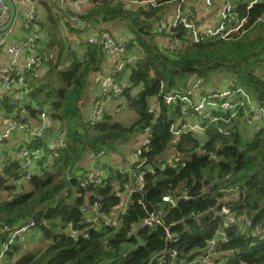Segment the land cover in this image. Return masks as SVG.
Instances as JSON below:
<instances>
[{
  "label": "trees",
  "instance_id": "1",
  "mask_svg": "<svg viewBox=\"0 0 264 264\" xmlns=\"http://www.w3.org/2000/svg\"><path fill=\"white\" fill-rule=\"evenodd\" d=\"M175 2L129 7L123 0H94L77 13L83 27L71 21L73 12L42 3L39 17L21 21V37L13 39L27 46V38L37 32V61L25 71L23 100L14 102L11 92L0 96V131L6 120L23 122L47 110L65 128L66 140L37 160L27 184L17 185L20 161L14 154L0 159V191L8 194L0 199V244L8 239L5 227L17 230L37 216L30 234L47 241L33 249L16 239L1 264H203L197 258L206 255L209 264H264V125L247 139L240 114L236 120L226 112L186 117L180 103L167 104L163 98L184 93L193 75L208 82L210 73L219 72L264 107V0L251 7L248 0H235L230 13L245 20L240 29L226 37L201 34L197 42L182 25L157 30L162 11ZM117 24L125 26L128 37L117 33ZM98 26L124 45L125 58L136 57L117 76L113 73L121 81L126 70L114 103L135 113L125 123L113 119V109L95 123L85 115L86 99L94 95L92 76L104 69L107 55L99 44L78 42L73 48L67 34L83 38ZM171 40L179 47L169 49ZM185 122L203 130L175 136L173 126ZM146 128L150 142L136 170L129 157H119L128 156L127 147L145 136ZM46 142L28 146L45 147ZM101 151L108 162L101 161ZM87 156L99 160L94 172L102 178L89 191ZM125 168L131 170L119 171ZM138 173L142 187L129 194L123 208L126 188L137 184ZM189 190L201 194L188 196ZM223 206L234 222H228ZM151 214L161 224L136 225ZM110 220L113 225L107 224Z\"/></svg>",
  "mask_w": 264,
  "mask_h": 264
},
{
  "label": "built area",
  "instance_id": "2",
  "mask_svg": "<svg viewBox=\"0 0 264 264\" xmlns=\"http://www.w3.org/2000/svg\"><path fill=\"white\" fill-rule=\"evenodd\" d=\"M94 0H12L15 5V16L13 22L19 19L23 21L31 22L34 21L42 13V3L54 8L58 6L61 9L69 10L74 14L71 15L70 19L79 27L85 25V21L81 19L77 13H80ZM126 3H132L134 5L147 7L159 6L160 0H123ZM260 0H248V6L258 3ZM217 0H203V5L205 7H212ZM235 0H224L219 6V21L216 26L212 28H205L198 22L191 18L185 11L184 5L186 0H176V6L174 9V14L170 22H168L167 17H162L157 22V30L163 31L169 26L175 27L178 25L184 26V28L191 33L192 38L195 42L199 40V36L204 34L208 37L221 36L226 37L232 33L237 32L244 19H237L230 13L234 7ZM88 4V5H87ZM87 5V6H86ZM86 6V7H85ZM10 15L9 6L5 0H0V28L4 26ZM12 26V25H11ZM203 29V31H201ZM37 30V29H36ZM10 27L8 30L0 32V60L4 63L0 70V96L4 93H13L14 102L21 101L24 98L25 93L28 91V87L25 84V71L31 69L37 61L34 42L38 37L37 32H34L27 38L28 44L26 46V41H21V43L12 42ZM93 34L87 35L83 38L77 35L72 36L67 34V39L72 42V47L77 49L75 43H90L101 45L102 51L110 58L114 59V62L119 65L118 69H121L126 62H130L136 59L135 56L125 58L126 49L122 43H119L115 38L108 32H100L99 30H94ZM28 45L30 46L28 48ZM169 49L173 50L179 47L176 40H171L167 43ZM5 54L11 57L14 61L23 60L20 66L14 63H8L5 59ZM92 88L94 90V95L90 103L89 109L86 111V118L92 123L97 122L104 115L105 111L111 109L115 103L116 98L122 93V84L116 81L113 74H108L105 71H98L92 76ZM245 91V90H244ZM243 88L232 83L228 88H220L206 90L200 89L197 86H191L184 93L172 92L164 96V101L167 104L170 103H180L182 106V113L187 117L189 113L193 112L202 117H211L214 113L226 112L229 113V119L235 120L242 115V119L246 120L248 126L260 127L264 125V107L259 105L257 102H249L248 94H245ZM248 96V97H247ZM248 105V108H246ZM154 108L150 109L149 112H154ZM24 112V109L21 110ZM215 118V117H214ZM191 130L200 132L203 130L198 123L185 122L179 125H174L172 132L175 136H179L182 131ZM148 128L145 129L144 139L140 142H133L134 146L127 147V154L130 159V163L139 170L143 163L138 160L139 155L142 150L146 149V146L150 142V135ZM46 139L45 147L30 148L33 141ZM66 140V130L59 123L54 122L50 119L47 110L41 111L35 118H29L26 121H10L6 120L3 123V128L0 131V159H2L6 153H11L14 151L16 158L20 161V172L17 181V185H22L28 182L30 178L34 175L35 166L38 159L41 158L43 154L55 153L57 150L65 145ZM4 141V143H2ZM10 143L8 146L7 144ZM7 151V152H6ZM9 151V152H8ZM48 151V152H46ZM103 152H100L101 155ZM12 154V153H11ZM98 155V156H99ZM169 161L172 160V156L167 158ZM160 161V160H159ZM87 172L86 179L90 183L100 184L102 178L98 176L97 173ZM91 176L89 177V175ZM134 174V173H133ZM137 184L131 188L127 186L128 195L123 202V208L129 202V194L132 191H136L142 187V176L141 174L136 175ZM18 191H23L19 188ZM187 196V195H186ZM188 197V196H187ZM164 201H170L169 196L163 197ZM93 212L95 207L92 208ZM223 213L227 215L228 222H234L235 218L230 214L229 209L225 206L222 208ZM33 221L28 222L25 226L17 229L10 230V228L5 227L4 232L8 233V239L0 244V264L4 261L5 255L9 250L10 245L16 240H23L25 233L33 225ZM148 226H152L153 223L161 224L160 218L151 214V216L142 222ZM107 224L113 225L112 220L107 221ZM73 235L77 232L72 231ZM213 243V242H212ZM212 249L208 250L210 253ZM209 256H202L198 260L203 264H209ZM211 264H214L213 262ZM216 264H220L216 262Z\"/></svg>",
  "mask_w": 264,
  "mask_h": 264
},
{
  "label": "rangeland",
  "instance_id": "3",
  "mask_svg": "<svg viewBox=\"0 0 264 264\" xmlns=\"http://www.w3.org/2000/svg\"><path fill=\"white\" fill-rule=\"evenodd\" d=\"M128 6L129 7H138L139 5H134V4H132V3H128ZM142 7H144V6H142ZM162 17H164V16H160V18H159V20L162 18ZM158 20V21H159ZM157 21V22H158ZM210 21L208 20V23H209ZM206 28V27H205ZM205 28H203V29H205ZM203 29L201 30V31H203ZM127 34L129 35V33H128V31H127ZM133 61V60H132ZM125 65V64H124ZM101 72L102 71H104V69H102V70H100ZM112 74L113 73H115V75L117 76V74L120 72V69H118V70H113V71H110ZM217 73H219V72H217ZM216 72H212V73H210L211 75H210V77H209V81L208 82H206L205 80H204V78L203 77H198V76H196V75H193L191 78H190V80H189V85H188V89L191 87V86H197L198 88H200V89H204V91H206V90H211V89H220V88H228V86L230 85V84H232V83H234V82H232V79H226V78H224L221 74H217ZM116 78V81L118 82V83H120V84H122L123 85V80H121V81H119L118 79H117V77H115ZM207 78H208V76H207ZM245 89H243V91H244ZM246 91V93L248 94V100H249V102H256V100H255V98L247 91V90H245ZM245 91H244V93H245ZM245 93V94H246ZM246 94V95H247ZM118 102V101H117ZM246 108H248V105H246ZM111 109H113V110H115L116 112H114L113 113V119L114 120H116V121H121V122H128V121H131L134 117H135V113L132 111V110H130V109H128V108H126V107H120V108H116V104H114L113 105V107L111 108ZM235 120H236V118H235ZM243 120V119H242ZM246 123V124H248L247 122H246V120L244 119L243 120V123ZM244 123V125H246ZM252 126H248V125H246L248 128L245 130V131H243L244 133H246V138L247 139H251L253 136V133L252 132H254V131H256V130H258L257 128L258 127H255V126H253V124H251ZM203 139V138H202ZM10 143H8L7 144V146L9 145ZM132 146H134V144H132ZM9 152V151H8ZM102 152V151H101ZM103 154V153H102ZM126 154V153H125ZM125 154H123V156H120L119 158H122V157H127V156H124ZM89 155H90V153H89ZM96 157H99V156H96ZM93 158H94V156H87V163H89L90 164V168L91 169H93V170H91V169H89V172H92L91 174H93L94 173V165H97V163L99 162V160H96V159H94V161H93ZM100 159H101V161H106V162H108V160L107 159H105L104 158V154L102 155V156H100ZM83 161H85L86 162V160H83ZM88 169V168H87ZM91 174L89 175V177L91 176ZM18 179H20V177L18 176ZM11 183V182H10ZM25 184H27V183H25ZM224 185H225V183H224ZM223 185V186H224ZM6 196H8V194L7 193H5V192H3V191H0V199H4ZM31 229H29V231L24 235V237H23V240H22V242L24 243L23 244V247H25V248H33V249H38V248H41L42 246H43V244H45L47 241L45 240V239H43L41 242H40V240L42 239L41 238V235L39 234V240L38 239H34L32 236H31ZM197 260H198V258H197Z\"/></svg>",
  "mask_w": 264,
  "mask_h": 264
},
{
  "label": "crops",
  "instance_id": "4",
  "mask_svg": "<svg viewBox=\"0 0 264 264\" xmlns=\"http://www.w3.org/2000/svg\"><path fill=\"white\" fill-rule=\"evenodd\" d=\"M175 4H176V2L174 4H172L170 7L166 6L167 9L163 10L162 13H161L162 16L167 17L168 22H170L172 17H173L174 9H175V6H176ZM219 6L217 7L214 4L212 7H205L203 5V0H186V4L184 5V11L191 18H193L195 21L198 22V26L201 25L203 28L204 27L212 28V27L216 26L218 21H219V13H218ZM22 20L23 19L17 18V20L12 23V26H10L12 28V31H11V34H10L11 35V39L10 40L12 42H16L13 39L14 35H18V37H21V34H19V33H21L19 31V27H21V24H22L21 21ZM208 20L210 21L209 23H208ZM113 27L117 29V33L119 35L124 34L126 37L129 36L127 34V31H125V26H123V28H122V26L120 27L119 24H117V25H115ZM102 28H103L102 26H98L96 28V30H100ZM5 59H6V61H8V63H14L17 66H20L22 64V62H23V60L14 61L11 57H8L6 54H5ZM3 64L4 63H2V60H0V70H1V67H2ZM117 68H119V65L116 64V62H114V59L107 56L106 62H104V71L107 72L108 74H112V73H110V71L116 70ZM123 69H124V65H123V67L120 70H123ZM124 73L126 74V70L124 71ZM125 74H124L123 80L126 81L127 77H126ZM86 100L88 101V104H87V106H88L87 110H88L89 106H90V103L92 101V98L90 97V98H87ZM143 139H144V135H141V136L137 137V140H135V142H139V141L141 142ZM11 153L14 154V156H15L14 151L11 152ZM125 156H126V154H125ZM126 158H127V161H128V156ZM130 162L131 161L129 160L128 161L129 165L131 164ZM130 170H131L130 168L119 169V171H121V172H129ZM129 188H131V187H129Z\"/></svg>",
  "mask_w": 264,
  "mask_h": 264
},
{
  "label": "water",
  "instance_id": "5",
  "mask_svg": "<svg viewBox=\"0 0 264 264\" xmlns=\"http://www.w3.org/2000/svg\"><path fill=\"white\" fill-rule=\"evenodd\" d=\"M5 1H6V3L9 6L10 15H9V18H8L7 22L4 24V26H2L0 28V32L6 31V30H8L10 28V26L13 23L14 16H15V5L12 2V0H5ZM90 134H91V136H93L92 131H90ZM192 154H194V152H192ZM188 156H189V154H188ZM92 186H93V183H89V185L87 186V190L89 191ZM200 194H201V192L192 193L191 190H189L188 193H187L188 196H193V197L194 196H197V195H200ZM38 219H39V216H37L36 218H34L33 221L34 222H37ZM142 222H143V220H140L136 225H138V224H140Z\"/></svg>",
  "mask_w": 264,
  "mask_h": 264
}]
</instances>
